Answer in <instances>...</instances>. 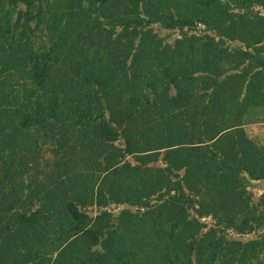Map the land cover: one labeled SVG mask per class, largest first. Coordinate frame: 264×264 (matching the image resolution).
I'll list each match as a JSON object with an SVG mask.
<instances>
[{
    "label": "trees",
    "instance_id": "trees-1",
    "mask_svg": "<svg viewBox=\"0 0 264 264\" xmlns=\"http://www.w3.org/2000/svg\"><path fill=\"white\" fill-rule=\"evenodd\" d=\"M261 121L264 0H0V264H264Z\"/></svg>",
    "mask_w": 264,
    "mask_h": 264
},
{
    "label": "rangeland",
    "instance_id": "rangeland-1",
    "mask_svg": "<svg viewBox=\"0 0 264 264\" xmlns=\"http://www.w3.org/2000/svg\"><path fill=\"white\" fill-rule=\"evenodd\" d=\"M20 5L24 6L21 3H20ZM153 26H154V29L161 36H163L167 41L173 42L177 37L181 36L180 30L178 28H167V27L163 26L161 23H154ZM203 31H204L203 25H201V24L199 25L198 28L190 30V32H203ZM38 39H40V37H38ZM229 43L231 45H238V44H240V41L239 40H229ZM54 155L55 154H54L53 149L50 148L49 145H44V147H42L40 150V156H39V162H40L41 167L46 166L49 163V160H51L52 156H54ZM47 158H49L48 161L46 160ZM129 158L132 161H134L133 156L129 155ZM34 171H36V168H34ZM42 176H44V174ZM249 188L253 192V201H255V202L258 201L261 197V194L264 192V178L253 179L252 184L249 186ZM155 201L156 200H154V202ZM106 208L112 212V215L110 216L111 227L117 228V226H119V228L121 229V225H120L121 224V218L124 219V217L132 218V221L130 220V222L132 223V226H131L132 228L133 227L137 228L138 225L141 226L140 223H137V220L134 218V216H132V214L129 213L128 210H130L132 212L139 211L140 213H142L145 210L144 207H139L137 205H132V204H128V203H123V204L111 203ZM85 210H88L89 214L92 216H95L96 214L101 212V208L98 206H87L85 208ZM202 219L208 223L209 227L214 225V219L210 215L204 216ZM123 227H124L123 230H127L125 226H123ZM263 231H264V227L257 228L253 231H250V232H238L232 228L227 230L229 237L238 238L241 240H248L250 238H257L260 236V234ZM56 236H58V235L57 234L53 235L54 238H56ZM136 246H138V245H136ZM125 247H126V245L124 246V250L127 249ZM127 247L130 248V246H127ZM95 248H101L104 251H110V250H107L105 247L96 246ZM120 252H122V250ZM138 255L140 256L142 254L140 253ZM261 256H262L261 258L264 257V251L261 253ZM129 257L131 259L133 258V256L132 257L129 256ZM129 257H127V258H129ZM118 260L120 263H125L123 261H120L122 259H118ZM195 263H197V262L195 261Z\"/></svg>",
    "mask_w": 264,
    "mask_h": 264
},
{
    "label": "crops",
    "instance_id": "crops-1",
    "mask_svg": "<svg viewBox=\"0 0 264 264\" xmlns=\"http://www.w3.org/2000/svg\"><path fill=\"white\" fill-rule=\"evenodd\" d=\"M246 128L252 137L264 142V121L247 124Z\"/></svg>",
    "mask_w": 264,
    "mask_h": 264
}]
</instances>
